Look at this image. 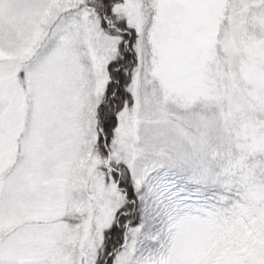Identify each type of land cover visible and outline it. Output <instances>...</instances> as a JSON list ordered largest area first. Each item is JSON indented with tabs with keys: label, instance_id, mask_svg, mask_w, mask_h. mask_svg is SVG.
<instances>
[{
	"label": "snow or ice",
	"instance_id": "snow-or-ice-1",
	"mask_svg": "<svg viewBox=\"0 0 264 264\" xmlns=\"http://www.w3.org/2000/svg\"><path fill=\"white\" fill-rule=\"evenodd\" d=\"M0 264H264V0H0Z\"/></svg>",
	"mask_w": 264,
	"mask_h": 264
}]
</instances>
